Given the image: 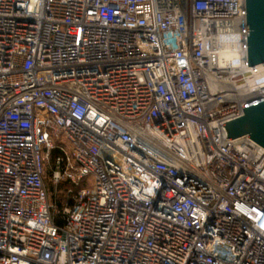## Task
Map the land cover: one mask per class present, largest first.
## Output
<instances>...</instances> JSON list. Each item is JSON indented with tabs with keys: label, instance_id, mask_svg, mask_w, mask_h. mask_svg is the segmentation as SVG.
I'll use <instances>...</instances> for the list:
<instances>
[{
	"label": "built area",
	"instance_id": "built-area-1",
	"mask_svg": "<svg viewBox=\"0 0 264 264\" xmlns=\"http://www.w3.org/2000/svg\"><path fill=\"white\" fill-rule=\"evenodd\" d=\"M224 45L260 66L247 0H0V264H264Z\"/></svg>",
	"mask_w": 264,
	"mask_h": 264
},
{
	"label": "water",
	"instance_id": "water-1",
	"mask_svg": "<svg viewBox=\"0 0 264 264\" xmlns=\"http://www.w3.org/2000/svg\"><path fill=\"white\" fill-rule=\"evenodd\" d=\"M249 66L264 62V0H247ZM244 114L226 123L228 137L249 135L264 147V96L245 105Z\"/></svg>",
	"mask_w": 264,
	"mask_h": 264
},
{
	"label": "bare ground",
	"instance_id": "bare-ground-1",
	"mask_svg": "<svg viewBox=\"0 0 264 264\" xmlns=\"http://www.w3.org/2000/svg\"><path fill=\"white\" fill-rule=\"evenodd\" d=\"M217 53L219 64L226 68L231 85L239 89L242 97L264 94V62L257 67V70L247 71L242 66V54L237 46L224 45L218 49Z\"/></svg>",
	"mask_w": 264,
	"mask_h": 264
},
{
	"label": "rangeland",
	"instance_id": "rangeland-1",
	"mask_svg": "<svg viewBox=\"0 0 264 264\" xmlns=\"http://www.w3.org/2000/svg\"><path fill=\"white\" fill-rule=\"evenodd\" d=\"M45 181H46V184H47L48 189H49V196H50L51 203L54 205H56V204L57 205H64L68 200V196L66 194V189H65L67 187V184L62 183V184L57 186L53 182V180L51 178L50 166L47 167Z\"/></svg>",
	"mask_w": 264,
	"mask_h": 264
}]
</instances>
